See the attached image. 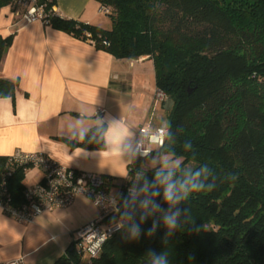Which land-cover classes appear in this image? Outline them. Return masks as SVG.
Segmentation results:
<instances>
[{
	"label": "trees",
	"instance_id": "trees-1",
	"mask_svg": "<svg viewBox=\"0 0 264 264\" xmlns=\"http://www.w3.org/2000/svg\"><path fill=\"white\" fill-rule=\"evenodd\" d=\"M39 1L47 25L78 39L90 34L96 49L116 59L152 60L156 88L173 102L175 140L166 148L184 169L207 164L213 185L186 202L191 220L182 216L170 237L162 224L137 241L126 240L123 229L97 257L83 261L73 244L53 264H146L148 249L168 252L171 264H264V0H94L109 9L110 30L60 19L53 1ZM8 2L0 0V9ZM11 42L0 37V61ZM14 88L0 80V96ZM97 135L93 128L85 142L69 144L98 149ZM186 140L192 151L184 150ZM131 166L130 183L142 171L140 163ZM23 189L17 171L9 180L14 201H22Z\"/></svg>",
	"mask_w": 264,
	"mask_h": 264
},
{
	"label": "crops",
	"instance_id": "crops-1",
	"mask_svg": "<svg viewBox=\"0 0 264 264\" xmlns=\"http://www.w3.org/2000/svg\"><path fill=\"white\" fill-rule=\"evenodd\" d=\"M56 17L110 30L94 0H49ZM12 36L0 61V80L15 83L12 96H0V159L20 150L42 154L57 164L103 176L117 192L124 165L100 156V148L72 146L74 129L95 128V120L123 116L137 131L169 122L157 97L153 62L148 57L121 60L96 49L90 40L73 37L41 21L25 23L7 5L0 9V37ZM86 114L82 125L75 119ZM132 164V163H131ZM128 165L129 166L131 165ZM42 181L39 170L23 173V187ZM92 202L77 196L65 209L43 212L20 223L0 210V264H53L74 244L77 231L95 220ZM87 256H83L85 261Z\"/></svg>",
	"mask_w": 264,
	"mask_h": 264
},
{
	"label": "clouds",
	"instance_id": "clouds-1",
	"mask_svg": "<svg viewBox=\"0 0 264 264\" xmlns=\"http://www.w3.org/2000/svg\"><path fill=\"white\" fill-rule=\"evenodd\" d=\"M85 115L81 113L74 120L75 123L82 125ZM94 127L98 134L96 142L100 145V156L116 158L124 165L123 172H114L108 168L113 176L127 178L129 164L144 160L151 162L136 174L126 195L116 192L96 200L97 205L103 200L106 207L112 206L119 210V219L117 216L112 217L114 230L126 229L124 238L137 241L142 234L152 237L162 224L167 238L181 227L182 216L191 220L185 204L194 193L213 188L212 184L206 182L211 170L207 164L195 170L182 168L184 162L170 147L166 148L175 140L170 122L154 129L141 128L137 133L123 116L106 114L95 120ZM90 130L91 128L85 129L83 126L74 129L78 134L77 142H85ZM138 135L143 139H137ZM183 148L185 151H192V142L184 141ZM149 171L152 172L151 177L148 175ZM150 218L152 223L145 230L142 224ZM191 230L199 231L195 227ZM146 256V264H171L166 251L148 249Z\"/></svg>",
	"mask_w": 264,
	"mask_h": 264
},
{
	"label": "built area",
	"instance_id": "built-area-1",
	"mask_svg": "<svg viewBox=\"0 0 264 264\" xmlns=\"http://www.w3.org/2000/svg\"><path fill=\"white\" fill-rule=\"evenodd\" d=\"M9 6L25 23L34 21H41L46 25L48 23L46 4H40L39 0H9ZM99 12L107 15L109 9L100 7ZM86 39L93 43L90 34H86ZM163 96L157 91V97L163 98ZM142 128L147 129V127ZM137 139L142 140L143 137L138 135ZM30 169L39 170L42 181L24 188L22 201L16 202L9 191V180L17 171L27 173ZM128 171L129 176L124 178L117 188V192L125 195L132 180L131 165ZM113 194L108 191V182L103 176L66 168L42 154L17 150L5 158L0 171V210L17 222L32 223L34 218L43 212L68 208L77 196L85 197L92 202L98 217L81 227L74 241V249L81 257H97L107 239L118 232L114 230L112 217L117 216L119 219V210L112 206L106 207L103 200L100 205L96 204L98 198H106ZM9 264H21V262L15 261Z\"/></svg>",
	"mask_w": 264,
	"mask_h": 264
},
{
	"label": "rangeland",
	"instance_id": "rangeland-1",
	"mask_svg": "<svg viewBox=\"0 0 264 264\" xmlns=\"http://www.w3.org/2000/svg\"><path fill=\"white\" fill-rule=\"evenodd\" d=\"M101 16H103V18H105L112 25L111 20H110V18H109L108 15L101 14ZM150 163L151 162L150 161H147V160L141 161L140 162V168L143 169V167L150 165Z\"/></svg>",
	"mask_w": 264,
	"mask_h": 264
},
{
	"label": "water",
	"instance_id": "water-1",
	"mask_svg": "<svg viewBox=\"0 0 264 264\" xmlns=\"http://www.w3.org/2000/svg\"><path fill=\"white\" fill-rule=\"evenodd\" d=\"M173 102L170 99H165L163 109L169 111L172 107Z\"/></svg>",
	"mask_w": 264,
	"mask_h": 264
}]
</instances>
